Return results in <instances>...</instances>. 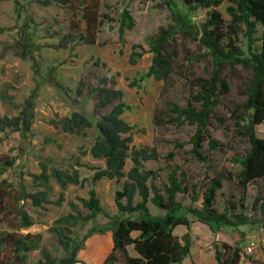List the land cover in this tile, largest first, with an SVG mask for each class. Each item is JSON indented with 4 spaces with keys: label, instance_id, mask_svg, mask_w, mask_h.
I'll use <instances>...</instances> for the list:
<instances>
[{
    "label": "rangeland",
    "instance_id": "obj_1",
    "mask_svg": "<svg viewBox=\"0 0 264 264\" xmlns=\"http://www.w3.org/2000/svg\"><path fill=\"white\" fill-rule=\"evenodd\" d=\"M45 1L50 3L45 4ZM172 4H175L176 11L187 13L181 0H0V118L17 117L34 87L31 62L23 61L18 52H4L5 48H11L16 43L23 30L30 43L39 48L44 76L40 79L43 86L35 100L31 142H22L19 132L0 131V157L15 158L17 161L15 168L5 174L13 186L20 188L21 182L31 194L46 191L49 200L48 204L40 207L34 206L30 200L20 202L12 186H6L5 198L0 205V264H39L47 259L58 263L69 258L74 250H78L76 258L83 264H102L110 252L112 239L105 234L109 229L104 234L94 233L84 238L90 230L108 226L109 219L105 214L123 217L116 208L114 198L127 179L94 183L93 171L95 174V168H104V160L97 161L91 171L90 168L78 171L80 178H84L80 185L69 184L61 188L53 176L55 170L70 174L76 167L82 168L81 162L86 160L84 150L98 134L97 121L111 111L114 104L101 106L97 101L96 89L102 79H107V88L122 93L121 102L128 107L122 118L134 127L132 146L135 149L156 148L161 156L175 152L171 163L163 160L144 163V170L162 169L161 178L151 181L154 185L162 188L167 183L170 168L179 166L178 174L185 171L189 184H196L197 194L202 197L209 180L220 177L223 187L217 192L216 209L223 213L229 207V200H232L238 205L236 213L242 212L241 190L235 179L240 167L233 159L243 156L250 145L237 134L234 112L247 101L246 89L251 73L241 66L225 68L224 77L230 85V93L222 97L220 106L215 108V115L225 123L212 119L210 127L211 137L218 140L221 147L212 151L205 142L202 154L211 158L210 163L197 161L191 154L190 144L195 127L168 123L171 114L167 104L186 107L187 99L193 92L191 80L199 76L210 77L212 57L197 42L178 34L173 44L177 52L174 73L168 83L145 76L153 57L149 40L160 27L175 25ZM228 6L230 3L225 0L218 8L226 23L231 19L227 13ZM124 11L133 17L135 25L132 30L125 31L121 40L119 28ZM206 17L207 10L199 9L191 19L200 26ZM261 34L262 29L259 28L255 37L261 38ZM93 39V44L88 43L87 40ZM238 45L249 54L250 47H260L261 42L250 45L249 39L240 34ZM134 46H139L136 51L142 56L131 64L130 55ZM50 66L56 67L60 89L44 84L48 82L46 75ZM75 112L91 124L79 133L78 156L70 152V146H75V142L70 143V134L61 129L64 121ZM256 135L264 139V123L256 127ZM175 144L182 147L177 148ZM41 161L47 167V184L32 179V176L41 174ZM132 166L131 160H127L125 174ZM92 189L96 191L104 213L87 223L78 221L72 228L68 227L64 218L90 214L79 199H88ZM257 198L264 200V179L251 183L244 195V213L264 220L260 209L264 201L257 203ZM177 200L184 206L201 208V201L193 204L189 194H180ZM139 201L140 197L136 196L134 203ZM70 204H74L76 209L72 210ZM19 207L33 220L32 227L21 228ZM148 208L154 216L164 214L151 202ZM187 217L192 222L191 229L188 231L186 227L179 226L174 230V235L180 240L186 233L192 239L190 255L182 264H218L215 244L239 247L245 254L241 264H264V230L261 226L227 227L213 234L193 215L188 214ZM27 234L31 235L29 241L37 245V250L24 255L16 250L15 242ZM251 244H254L253 251L247 253L246 249ZM130 252L135 253L133 248Z\"/></svg>",
    "mask_w": 264,
    "mask_h": 264
},
{
    "label": "trees",
    "instance_id": "obj_2",
    "mask_svg": "<svg viewBox=\"0 0 264 264\" xmlns=\"http://www.w3.org/2000/svg\"><path fill=\"white\" fill-rule=\"evenodd\" d=\"M187 8V13L183 14L174 9L172 4V16L174 26L160 27L158 33L149 40L150 51L153 54L151 65L146 73L147 78L168 83L174 73V60L177 57L176 49L173 44L176 35L197 42L207 51L213 59V69L210 77H194L190 84L193 90L191 97L187 99V105L181 108L178 105L168 103V111L171 114L168 123L176 126L185 124L195 127V132L190 139L192 145L191 154L193 157L204 164H209L211 158L202 154L205 142L208 143L210 150H218L221 145L210 135L212 119H217L224 124L223 119L217 118L215 108L220 106L221 98L230 93V85L224 77L225 68H235L241 66L251 73L249 85L246 89L247 101L239 105L234 114L237 118V134L249 143L250 147L240 158H234L240 170L235 179L236 184L241 190L240 213H236L238 205L229 200V207L220 213L215 207L217 192L223 187L220 177L209 180L205 185V191L200 197L197 194V185L189 184L188 176L185 171L178 174L179 166L170 168L167 183L162 188L157 187L152 182L161 178L162 169L144 170L143 165L150 161L163 160L171 163L175 159V152L171 151L165 156H161L156 148L135 149L133 143L134 127L124 121L122 116L128 107L121 102L122 93L120 91L107 88V79L100 80V85L96 89L97 101L99 105L106 106L114 104L111 111L102 116L96 123L98 136L90 149V155L97 160H104V168H95L92 181L101 180L119 182L127 179L121 191L115 193V205L123 217L110 216L106 228L92 229L84 238L87 239L94 233L104 234L107 229L112 232L113 247L102 264H182L191 252L192 239L186 233L182 240L174 235V230L179 226H184L189 231L192 222L187 215L191 214L195 220L205 225L213 234L220 233L227 227L237 228L244 225L261 226L264 230V220L249 217L244 213L245 191L247 187L260 179H264V139L256 135V127L264 123V0H228L230 6L227 13L230 21L225 22L218 8L225 0H181ZM50 1H45L49 4ZM199 9L207 10V17L200 26L192 22V14ZM135 20L128 11H124L121 16L119 37L123 40L125 31L132 30ZM262 29L261 38L255 36ZM240 34H244L250 45L261 42L260 47H250L249 54L238 45ZM23 30L19 34L16 43L4 49V52H18L23 61H30L34 77V87L20 114L13 118H0V131L19 132L22 142H31L32 125L35 115V100L39 96V91L43 86L40 79L44 76L41 72V55L39 48L30 43ZM93 44V40H87ZM139 46L133 47L130 55V63L135 64L137 58L142 53L137 52ZM74 49V48H73ZM2 56H0V59ZM56 67L50 66L47 71V81L52 87L60 89L61 86L56 80ZM252 112V113H250ZM157 122V121H156ZM90 122L80 113H73L61 125L64 132L79 134L84 128L90 127ZM157 125V123H156ZM2 140L0 139V142ZM177 148L182 147L175 144ZM127 160H131L132 168L125 174ZM17 161L15 158L0 157V205L5 198V188L12 186V190L19 197L20 202L30 200L34 206L40 207L48 204V193L46 191L28 193L24 185L20 182V188L13 186L5 175L15 168ZM41 174L37 177L32 176L33 180H40L47 184L49 176L47 167L43 161L40 162ZM53 176L61 188L69 184L80 185L78 173L73 170L70 174H63L59 170L53 172ZM22 181V179L20 180ZM152 181V182H151ZM151 182V183H150ZM189 194L193 204L201 201V208L187 207L177 200L178 195ZM140 197V201L134 203L135 197ZM125 200V203H124ZM263 202L257 198L256 202ZM82 206L90 214L81 217L68 216L64 218L65 224L72 228L78 221L89 222L95 219L104 211L100 206L96 191L89 192L88 199H79ZM151 202L155 207L164 212L163 215L154 216L150 213L148 203ZM58 203H61L59 201ZM72 210L76 207L70 204ZM261 212L264 213V203L261 204ZM18 215L21 220V228H30L34 225L29 214L19 207ZM138 233L137 236H133ZM30 234L19 238L15 242L16 250L26 255L37 250L35 243H30ZM133 247L137 256L132 257L128 251ZM78 250H74L69 258L62 259L58 263L47 259L39 264H83L77 258ZM215 260L218 264H241L245 254L237 246L223 244L214 245Z\"/></svg>",
    "mask_w": 264,
    "mask_h": 264
},
{
    "label": "crops",
    "instance_id": "obj_3",
    "mask_svg": "<svg viewBox=\"0 0 264 264\" xmlns=\"http://www.w3.org/2000/svg\"><path fill=\"white\" fill-rule=\"evenodd\" d=\"M61 129H62V127H61ZM62 131H63V129H62ZM64 132V131H63ZM65 133H67V132H65ZM70 134V143H74L75 142V146L72 148V146H70V152L72 153V154H74V155H79L78 154V140H77V138H78V136H79V134H76V133H69ZM98 136V134L93 138V140L91 141V144L88 146V148H86L84 151L86 152L85 153V158H86V160H84V162H83V160H82V168H77L76 167V172L78 173V176H79V172L78 171H80V169H89L90 171H91V168H93V167H96V163H97V161L98 162H101V160H97V159H95V158H93L91 155H90V149H91V147H92V145H93V143H94V140H95V138ZM74 139H76V140H74ZM99 168H101V167H99ZM79 169V170H78ZM93 171V170H92ZM93 175H94V171H93ZM84 178H80V176H79V180L80 181H82ZM101 181H104V180H101ZM108 181V180H107ZM100 182V181H99ZM70 185H73V184H70ZM106 235H107V237L108 238H111L112 239V232L110 233V231H107L106 233H105ZM110 234H111V236H110ZM138 235V233H134L133 234V236L135 237V236H137ZM109 240V239H108ZM112 247H113V242H112ZM131 248H133V247H129L128 248V251H129V253H130V255L132 256V257H136L137 256V254H136V252L134 253V254H132L131 252H130V249ZM111 250H112V248H111ZM111 250H110V252H111ZM109 252V253H110ZM108 253V254H109ZM108 254H107V256H108ZM106 256V257H107ZM105 257V258H106ZM105 260V259H104ZM104 262V261H103Z\"/></svg>",
    "mask_w": 264,
    "mask_h": 264
},
{
    "label": "built area",
    "instance_id": "obj_4",
    "mask_svg": "<svg viewBox=\"0 0 264 264\" xmlns=\"http://www.w3.org/2000/svg\"><path fill=\"white\" fill-rule=\"evenodd\" d=\"M253 247H254V244H251L250 246H248L246 249L247 253H252Z\"/></svg>",
    "mask_w": 264,
    "mask_h": 264
}]
</instances>
